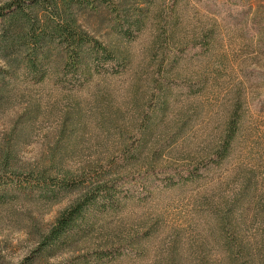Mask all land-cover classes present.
<instances>
[{"label":"rangeland","instance_id":"obj_1","mask_svg":"<svg viewBox=\"0 0 264 264\" xmlns=\"http://www.w3.org/2000/svg\"><path fill=\"white\" fill-rule=\"evenodd\" d=\"M143 2L130 39L105 13L84 18L123 50L124 72L11 82L0 103V162L10 154L0 264H264V0ZM233 114L237 133L219 159ZM112 161L116 209L37 252L78 191L43 195L27 172L54 165L77 176ZM102 249L110 256L99 262Z\"/></svg>","mask_w":264,"mask_h":264},{"label":"trees","instance_id":"obj_2","mask_svg":"<svg viewBox=\"0 0 264 264\" xmlns=\"http://www.w3.org/2000/svg\"><path fill=\"white\" fill-rule=\"evenodd\" d=\"M143 1L2 0L0 103L7 99L13 80L40 84L48 79H55L57 83L75 79L85 83L96 76L124 72L128 64H124L126 57L123 50L93 34L85 26L84 18L87 14L105 13L110 16L109 23L114 33L130 39L132 34L142 29L148 12ZM237 121L233 114L216 152L219 159L225 158L231 149L238 129ZM149 122L150 119L143 129L149 128ZM134 148L132 151H136L137 148ZM128 151L123 150L122 153L128 155ZM9 155V150H6L0 162V191L5 183L2 179L8 173L5 169L10 166ZM117 166L118 163L112 161L105 168L97 166L94 171L77 176L71 170L54 165L27 172L24 180L27 187L39 188L43 195L50 190L54 192L55 188L78 191L75 199L59 213L43 235L37 252L57 246L75 233L89 230L94 213L116 209L122 191L116 178ZM190 173H196V170ZM2 193L0 200L5 196ZM262 238L264 257V232ZM109 256L108 250L96 252L99 262L106 261Z\"/></svg>","mask_w":264,"mask_h":264}]
</instances>
